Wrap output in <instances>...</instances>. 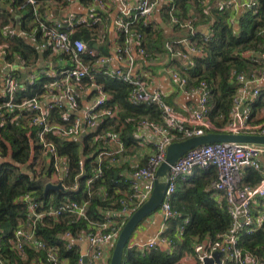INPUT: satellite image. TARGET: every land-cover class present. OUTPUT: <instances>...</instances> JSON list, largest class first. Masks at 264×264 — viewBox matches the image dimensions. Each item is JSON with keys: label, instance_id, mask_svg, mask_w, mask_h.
I'll list each match as a JSON object with an SVG mask.
<instances>
[{"label": "built area", "instance_id": "2783aa9c", "mask_svg": "<svg viewBox=\"0 0 264 264\" xmlns=\"http://www.w3.org/2000/svg\"><path fill=\"white\" fill-rule=\"evenodd\" d=\"M1 1V0H0ZM67 5L70 0H55ZM176 0H119L122 10L114 20L116 31L123 37L121 44H116L111 53L97 54L94 48H89L87 43L74 32L82 26H88L98 22V16L80 15L71 10H66L63 17L49 20L40 16L38 12L40 0H22L14 2L17 10L31 8L35 18V31L40 30L41 41L38 44L40 50L52 48L49 55L54 56L61 53L67 56L69 64L57 74L33 68L25 75L29 83L41 75L47 77L43 92L33 97H22L18 102L13 101L14 95L21 88V80L14 74V64L6 62V44L0 43V59L5 62L7 70L0 77V86L8 96V100L0 105V120L5 121L9 117L11 121L19 124L20 113H25L26 125L36 127V137L41 144V151L49 157L52 165V176L47 178L46 183H61L64 188V180L68 175L66 157L58 155L55 144L46 138L48 133H54L62 137H78L84 131L86 134L97 129V126L105 117H114L118 110L116 106L106 103L107 94L100 85L94 82V74L102 72L105 75L127 83L130 86L129 99L132 104H152L161 112L159 120L142 118L137 121L139 127L150 129L157 138L153 140V150L147 155L145 163L137 166L127 179V186L120 190L121 197L118 200V212L121 220H114L109 214H105L100 220L90 221L92 225L88 230H82L80 234L73 235L70 230L64 231L60 236L64 240L66 249L79 245L84 240L88 245L87 252H80L77 264L101 261L111 253L114 240L117 238L126 218L134 212L148 197L154 188L156 180V169L164 160L167 146L177 140L201 135L206 132L243 133L264 135V101L261 108L253 110L258 105L257 99L264 91V39L261 49L247 50L241 52L240 57L246 58L253 65V69H232L230 81L237 83L235 93L232 96L231 107L226 117L217 115V121L210 117V87L206 80H198L193 87L188 88V77L186 71L194 65V57L203 53L204 42L211 38L210 31L202 36V42L196 44L191 38L197 29L192 25L190 19L180 20L175 14ZM98 6L106 9L105 0H95ZM257 0H221L220 9L235 8L252 9L257 11ZM158 5H166L170 21L189 29L190 35L182 39L167 41L165 46L172 59L181 63L179 70L170 71V77L176 81L182 92L198 93L196 104L189 105L184 111H179L163 100V94L159 90L149 89L147 77L143 72L135 69L136 60L134 53L139 54L145 61H150V55L143 46L144 34L141 26L152 22V14ZM232 14L229 22L233 25ZM20 36L19 33L10 31L8 37ZM99 42V40H97ZM85 56L89 60L85 59ZM92 58V59H91ZM113 59L124 64L118 67H106ZM25 70V73L26 71ZM86 78L90 83L81 82ZM248 85H252L248 89ZM92 87L96 95L89 106L81 108L80 97L83 90ZM54 89L60 93L59 99L42 104L40 95L51 93ZM67 104L68 109L64 105ZM243 104L242 111H239ZM14 108L18 112L13 113ZM57 110L58 120H51L50 111ZM103 144L115 143L114 151H100L97 155V165L94 176L87 180V185L102 174V161L104 155L109 157V163L116 164L124 145L118 131L106 129L94 136ZM80 173H84V161L79 159ZM198 168L202 170L215 169V177L210 182V189L214 192L216 200L223 205L225 212L230 218V224L225 231L216 234L214 238H206L194 242L193 254L197 264H204L207 257H212L216 251L224 252L220 256V262L213 264H264V255L260 256L243 250L238 241L242 233L251 234L261 227L264 221V144L248 142H213L206 143L187 150L171 166L167 177V187L160 203L159 210L163 220L180 216L181 213L172 207V197L176 191L179 180H185ZM246 169L256 171L259 175L255 183L245 180ZM72 188H77L74 183ZM258 198L261 209L257 208L254 215L251 211V201L254 204ZM20 201L26 206L27 218L14 230L11 239L12 250L21 258L26 259V248L31 247L35 251H44L47 261L52 264H71L67 257H57L58 246H46L38 239L35 231L37 223L42 222L48 216L58 218L63 213H72L76 217H84L88 201L81 203L67 199L62 203L54 204L52 201L43 203L33 191H28L20 196ZM41 208V209H40ZM188 217L176 228V235H182ZM159 242H168L167 238L159 237ZM170 244V243H169ZM157 240L127 245L136 247L141 251L156 248ZM80 251V250H79ZM229 258V261L226 260ZM85 259V261H84ZM1 264L2 261H0ZM17 264V263H11ZM34 264H42L35 262Z\"/></svg>", "mask_w": 264, "mask_h": 264}, {"label": "trees", "instance_id": "16d2710c", "mask_svg": "<svg viewBox=\"0 0 264 264\" xmlns=\"http://www.w3.org/2000/svg\"><path fill=\"white\" fill-rule=\"evenodd\" d=\"M21 1L3 0L16 13L18 10L14 7V2ZM214 1L216 0H209L207 3L203 0H176L174 11L180 20L190 19L197 29L196 34L191 38L196 44L202 42L203 36V32L198 28L199 24H209L212 36L209 41L204 42L202 55L194 57V65L187 69L186 75L188 80L194 84L200 79L207 81L210 87L209 115L212 119L218 114L226 117L231 107L232 96L237 87V83L230 81L231 70L253 69L250 61L240 57L241 52L261 49L264 39V0H257L256 12L252 9H242L237 18V29L229 22L234 13L233 10L231 8L220 9L219 5H214ZM44 5V3L39 5L40 16L44 12ZM162 9L167 14V6L162 5ZM25 10L31 11V13L27 12L26 16L32 15L31 8ZM0 13L4 12L0 10ZM5 16L0 18V43L6 44V62L23 67L20 71H14L22 84L13 97L16 103L22 97H33L43 92L47 77L41 75L31 84L25 80L22 73L41 58L44 61L48 60L50 47L45 50L38 48L42 34L40 30L36 32L34 42L22 36H4L3 28L12 21L9 14L5 13ZM140 27L144 34L143 46L150 58H153L155 51L160 53L168 51L165 46L167 41L182 39L190 35L189 29L177 23L173 24L172 34L169 35L165 34L159 26L154 28L152 22L145 26L140 25ZM102 36L105 37L103 27L97 22L79 27L74 32V37L83 39L89 48H94L97 39ZM122 38L120 35L118 44H121ZM102 44H104L103 41ZM85 59L89 60L87 56ZM172 60L175 64L178 62L177 59ZM81 82L84 85L90 83L86 78H82ZM94 82L100 85L107 94L106 103L111 106L116 105L119 114L117 118H103L97 129L88 132L82 139L62 137L52 132L46 135V138L55 144L58 155L66 157L68 175L63 182L66 186L64 191L44 190L47 180L44 176L52 170V165L45 164L46 172L43 171L41 175H37L34 163L37 153L41 152V144L36 137L37 128L26 125L25 113H20L19 124L11 121L9 117H5V121L0 120V157H3V160H0V261L2 263L52 264L47 261L44 251H35L27 247V258L21 259L11 248L14 230L27 218L26 206L19 198L28 191H33L34 196L43 203L49 201L54 204L62 203L66 200L65 194L70 196V200L73 199L79 203L88 201L84 217H76L72 213H63L58 218L46 216L36 226L37 238L42 240L46 246H58L57 257H67L71 264H77L80 254L79 247L74 245L71 249H66L60 235L66 230H70L73 235H78L82 230L91 228L90 221L101 219L103 214L99 209L118 208L121 194L116 190L123 188L126 184V179L120 174L119 168L110 165L104 159L101 164V176L87 185V180L94 176L97 155L104 150L102 141L98 139L99 137L94 139V136L112 128L118 131L121 139L129 145L134 141L132 131L137 121L145 117L157 120L161 117V112L157 106L152 104H132L129 99L130 86L127 83L111 78L102 72L94 74ZM93 93H96L94 88ZM263 97L264 91L260 94V98ZM7 100L8 96L0 86V105ZM17 112V108H14L11 115ZM58 113L57 110L50 111L51 120L57 121ZM79 159L84 161V173H80ZM252 171L251 169L246 170L245 180L255 183L257 177L252 174ZM214 177L215 169L196 168L187 179L178 181L172 197V207L181 215L167 219L166 227L160 234L161 237L170 240L169 251L159 245H156L154 249L141 251L136 247H127L128 244H126L123 250V264H185L180 262V259L184 254L193 253L194 242L214 238L216 234L225 231L230 224V218L209 187ZM74 183L77 184L75 189L72 188ZM185 217L189 220L182 235L177 238L175 237L176 228ZM238 245L245 251L264 255V221L261 227L253 233H242Z\"/></svg>", "mask_w": 264, "mask_h": 264}, {"label": "crops", "instance_id": "0c3cea01", "mask_svg": "<svg viewBox=\"0 0 264 264\" xmlns=\"http://www.w3.org/2000/svg\"><path fill=\"white\" fill-rule=\"evenodd\" d=\"M105 1H106V9L103 10L100 6L97 5L95 0H70V2L67 5H63L55 0H43L42 3L45 4L44 5L45 7L43 10L44 12L41 13L42 14L41 16H44L46 19L53 20L59 17H63L66 10H71L75 12L76 14H80V15L81 14L82 15H92L95 17L98 16L97 23L99 24L101 23V26L103 27V32L105 33V37L104 36L99 37L97 39L99 40V42H97L94 45V48L98 49L97 54H101L105 52L111 53L112 49L119 42L120 35L114 27V20L121 13L122 6L119 0H105ZM203 1H205L206 3L209 2V0H203ZM220 1L219 0L214 1V5L218 6ZM0 5H5V6H0V10L4 12V13H0V18L2 19L3 17H6L5 13L9 14L12 17V21L6 24L5 27L3 28V33L7 35L9 34L10 31H14L16 33H19L20 36L25 37L29 41L34 42L36 40L35 35L37 32V30L35 31L36 28H35L34 14L32 13V15L26 16L27 12L31 13V11L29 10H18V12L16 13L11 8V6L9 4L4 3L3 0L0 1ZM232 10L234 12L233 25L237 29V18L242 10L238 6H236L235 8H232ZM164 15H166L169 21H167L164 18ZM151 19H152V24L154 28H157V26H159L160 29L165 34L167 35L172 34L173 23L170 21L168 14H166V12L162 9V5L157 6V8L154 10L152 14ZM198 28L201 29L203 34H205L207 31H210L209 24H206V25L199 24ZM102 41L103 43L105 41V43L102 44ZM52 57H53V61L52 60L44 61L41 58L37 63L30 66V68L29 67L28 68L31 71H33V68L36 70L43 69L49 72L50 74L55 75L57 74V72L64 69L69 64V59L65 57L64 55L62 56L54 55ZM134 58L137 62L135 69L138 70L139 72H143V74L147 77V80L149 82L148 88L151 90L152 89L159 90L164 96H166L172 102L173 106L177 110L184 111L188 108L189 105H193L197 103V100L199 97L198 93L182 92L178 84L176 83V81H174L170 77V71L174 69L179 70L181 68V64L178 63L180 61L176 62L175 64L172 59L168 57H163L162 53L157 52V51L154 52L153 58H151L150 61H145V59H143L137 53H134ZM118 66H124V64L121 62H118L115 59H113L109 64L106 65V67H110V68L118 67ZM6 70H7V67H6L5 62L1 61L0 62V77L3 75V73H5ZM20 70H17V71H20ZM24 73L25 71L22 73V75H24ZM263 84H264V81L262 82V85ZM193 86H194V83L189 80L187 87L191 88ZM251 87L252 85H248L247 88L250 89ZM95 95L96 93L95 94L93 93L92 87H88L87 90L86 89L83 90L81 97H80L81 108H85L86 106H89L91 102L93 101V99L95 98ZM59 96H60L59 91L54 89L53 91H51V93L40 95V100L42 101V104L46 106L48 103H52L58 100ZM263 101H264V97L263 98L259 97L257 99V102H258L257 106H259L258 108L263 107L262 106ZM64 106L66 109H68L67 104ZM117 110L118 112L113 118L118 117L119 109L117 108ZM145 118H148V117H145ZM109 129H112V128H109ZM132 135H133L134 141L130 143L129 145H126V143L121 139L124 145V150L120 153L118 162H116V164H112L116 168L120 169V174L123 176V178L126 179L125 181L126 184L124 185V187L118 188L116 190L118 193L121 192L120 191L121 189L124 190L126 188L127 179L130 178L132 171L137 166H141L145 163V159L147 155L153 150L152 142L153 140L157 138V136L150 129L139 127L138 125H136L135 129L132 131ZM103 145H104V150L102 151H105V150L108 152L114 151L116 148L115 143H108V144H103ZM103 158L107 162H109V157L107 155H104ZM99 211L100 213L103 214V216L105 214H109L110 216H112L114 220H118V221L121 220L120 214L118 212V208H112L111 210L99 209ZM164 222L165 221L163 220L162 213L158 209V211L152 213L146 219H144L141 223L138 224V226L135 229V232H133L129 240L130 241L129 245L141 244V243L149 242L152 240L154 241L157 240V245H159L163 249L169 250L170 244L168 242H164L163 245H160L158 241V238L160 237V234L163 231L164 226H165ZM78 247H79L80 252H87L88 250V245L84 240H81L79 242ZM180 262H184L185 264H196L193 253L184 254L181 257ZM87 264H101V261L88 262Z\"/></svg>", "mask_w": 264, "mask_h": 264}, {"label": "water", "instance_id": "95a60500", "mask_svg": "<svg viewBox=\"0 0 264 264\" xmlns=\"http://www.w3.org/2000/svg\"><path fill=\"white\" fill-rule=\"evenodd\" d=\"M29 72L30 70H27L26 74ZM26 74L24 73L23 76L25 77ZM242 107L243 104L240 106L239 111H242ZM85 134L86 133L83 131L79 136V139H82ZM213 142H248L264 144V135L206 132L201 135H196L171 142L166 148L164 160L156 169V180L151 195L134 212H132L131 215L127 218V220L124 222L116 238L108 264H122L123 250L127 242L130 240L136 227L147 215L154 212L160 206V203L163 199L167 187V177L170 166L187 150L202 144ZM44 190L64 191L65 188L60 182L56 184L49 182L46 183ZM159 244L163 245L162 242H159ZM167 251L169 250L167 249ZM222 254L225 253L221 251L214 252L212 257L205 258L204 264H213L214 262L219 263L220 256Z\"/></svg>", "mask_w": 264, "mask_h": 264}, {"label": "rangeland", "instance_id": "374dc122", "mask_svg": "<svg viewBox=\"0 0 264 264\" xmlns=\"http://www.w3.org/2000/svg\"><path fill=\"white\" fill-rule=\"evenodd\" d=\"M167 14H168V11H167ZM168 16H169V14H168ZM164 18L167 20V21H169L168 20V18L166 17V15H164ZM4 34V33H3ZM6 34H4V36H5ZM104 43H105V41H104ZM106 45V44H105ZM95 49V52L96 53H98L97 52V50L98 49H96V48H94ZM48 52H52V48H50V50H48ZM162 53V56L163 57H168V58H170V59H172V57H171V55H170V53L168 52V51H163V52H161ZM49 56H51V55H49ZM55 56H62V54L61 53H57ZM52 57V56H51ZM51 57H48V60L49 61H53V57L51 58ZM2 60L0 59V62H1ZM14 70H20L21 68H23L22 66H19V65H14ZM163 100L166 102V103H168L170 106H172L173 108H175L174 106H173V104H172V102L166 97V96H164L163 95ZM259 106H257V105H254L253 106V110H256V108H258ZM176 109V108H175ZM209 109H211V105L209 104ZM177 110V109H176ZM213 120L214 121H217V118L216 117H214L213 118ZM35 129H36V127H34ZM0 160H3V157H0ZM49 161V157H47L46 155H44L43 153H42V151L40 152V153H37V158H36V161H35V163H34V169L36 170V173H37V175H41L42 174V172L44 171V172H46V168H45V164H47V162ZM64 163H66V161L64 162ZM247 170V169H246ZM245 170V171H246ZM52 172H53V170H51L50 172H47L46 174H45V176L44 177H46V179L48 178H51V176H52ZM252 174L255 176V177H257V178H259V175H258V173L256 172V171H252ZM69 191H71V190H69ZM69 195L68 194H65V196H64V198L67 200V199H69ZM256 200V202L258 203V204H254V201H251V206H250V208H251V211H252V214L254 215L255 213H257V208L258 209H261V205L259 204V201H258V198H256L255 199ZM56 204H57V202H56ZM158 209H159V207L154 211V212H156V211H158ZM154 212H152V213H154ZM152 213H150L149 215H151ZM149 215H147L144 219H146ZM143 219V220H144ZM126 220H127V218H126ZM142 220V221H143ZM141 221V222H142ZM140 222V223H141ZM164 224H165V226H164V229H165V227H166V221L164 222ZM163 229V230H164ZM135 232V231H134ZM175 237H177L178 238V236L175 234ZM115 241H116V239L114 240V242H113V244H112V248L111 249H113V247H114V244H115ZM130 242V241H129ZM129 242L127 243V244H129ZM111 253H112V250H111ZM111 253H110V255L108 256V257H106L105 259H104V264H108L109 263V261H110V257H111ZM226 260L227 261H229V258H226ZM50 263H52V261H49ZM43 264V263H42ZM122 264H123V262H122ZM197 264V263H196Z\"/></svg>", "mask_w": 264, "mask_h": 264}]
</instances>
